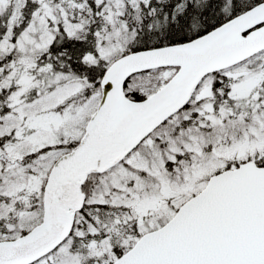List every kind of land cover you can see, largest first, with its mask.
<instances>
[{
    "label": "snow or ice",
    "instance_id": "snow-or-ice-1",
    "mask_svg": "<svg viewBox=\"0 0 264 264\" xmlns=\"http://www.w3.org/2000/svg\"><path fill=\"white\" fill-rule=\"evenodd\" d=\"M0 264H264V0H0Z\"/></svg>",
    "mask_w": 264,
    "mask_h": 264
}]
</instances>
